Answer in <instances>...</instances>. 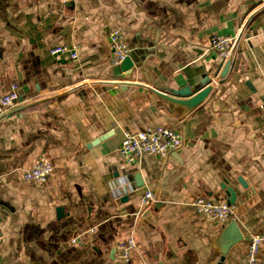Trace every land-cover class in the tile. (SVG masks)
<instances>
[{
    "label": "crops",
    "instance_id": "1",
    "mask_svg": "<svg viewBox=\"0 0 264 264\" xmlns=\"http://www.w3.org/2000/svg\"><path fill=\"white\" fill-rule=\"evenodd\" d=\"M243 29L228 76L187 114L109 84L124 80L113 75L114 30L141 64L130 81L185 99L175 93L200 92L225 65L211 37ZM57 46L78 60L52 56ZM14 83L19 103L0 110V264H121L114 250L131 236L129 264H246L249 238L264 234V0H0V96ZM153 126L180 132L183 147L124 162L125 133ZM42 156L52 175L25 182ZM116 186L131 192L118 198ZM146 189L158 201L142 210ZM199 197L233 208L244 240L224 260L232 220L197 214Z\"/></svg>",
    "mask_w": 264,
    "mask_h": 264
},
{
    "label": "built area",
    "instance_id": "2",
    "mask_svg": "<svg viewBox=\"0 0 264 264\" xmlns=\"http://www.w3.org/2000/svg\"><path fill=\"white\" fill-rule=\"evenodd\" d=\"M235 39L220 35L211 37L210 49L220 54L227 60ZM110 48L112 52L111 63L118 67L129 56L130 48L125 42L124 35L120 30H114L110 34ZM54 57H64L68 61L78 60V52L68 46H57L51 49ZM20 100V87L17 83L11 85L10 90L0 96V110L6 112L17 106ZM184 145V138L180 132L165 126H153L138 133H125V137L118 150L122 160L128 164L135 163L144 156H155L161 159H168L171 154L180 150ZM54 171L53 164L46 156L29 170L25 171L23 179L28 183L43 185ZM131 192L127 186H116V197L120 198ZM157 195L150 189H146L140 200V207L146 210L151 204L157 203ZM192 209L199 215L209 219L216 224H225L235 221L233 208L227 202H217L209 198L199 197L191 203ZM95 233V230H91ZM78 243V240H74ZM264 247V234H255L249 238V248L246 264H263L260 258L261 250ZM138 252L137 241L134 236L121 242L114 250V258L118 263L129 264L133 256Z\"/></svg>",
    "mask_w": 264,
    "mask_h": 264
},
{
    "label": "water",
    "instance_id": "3",
    "mask_svg": "<svg viewBox=\"0 0 264 264\" xmlns=\"http://www.w3.org/2000/svg\"><path fill=\"white\" fill-rule=\"evenodd\" d=\"M245 29L241 32L239 37L236 39L234 46L225 62V65L220 73V75L209 84V80H206L204 82L205 85H207L203 90L196 94H192V91L188 88H185L179 92H176L175 95L186 97L185 99H179L177 97H173L169 94H166L164 92H161L157 89H154L150 87L149 85L141 84V83H136L130 81L132 77V73L135 67H141V64H138L137 60L135 59L134 56V51H130L129 56L122 62V64L118 67H115L113 70V75L115 77H122L124 80L123 81H112L109 82V84H117V85H135V86H141L143 88H146L153 92L155 95H157L161 100H164L171 105H173L176 108H180L184 111V113H189L199 107L210 95L212 92L214 86L217 83L222 82L229 74L235 56L238 52L239 45L241 42V39L243 38ZM145 70L142 69V72ZM148 81V80H147ZM149 82V81H148ZM79 88V87H78ZM78 88H74L73 90L70 91H75ZM63 95V94H62ZM32 105L22 107L20 111L25 110L29 108ZM5 116V115H4ZM4 116H1L0 118H3ZM234 197L235 195L231 193V202H234ZM244 240V237L236 223V221H232L230 228L227 230V232L223 235V247H222V256L223 260L225 257L228 255L229 251L236 246L237 244L241 243Z\"/></svg>",
    "mask_w": 264,
    "mask_h": 264
}]
</instances>
